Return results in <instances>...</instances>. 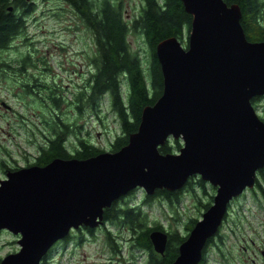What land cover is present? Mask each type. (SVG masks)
I'll use <instances>...</instances> for the list:
<instances>
[{
    "label": "water",
    "instance_id": "water-1",
    "mask_svg": "<svg viewBox=\"0 0 264 264\" xmlns=\"http://www.w3.org/2000/svg\"><path fill=\"white\" fill-rule=\"evenodd\" d=\"M181 1L192 16L187 45L176 37L157 44L162 94L142 109L124 146L20 167L0 180V231L19 235V249L0 264H41L70 229L100 226L104 209L134 188L175 191L198 175L216 192L171 263L197 264L230 201L253 188L264 167V121L251 103L264 98V41L246 39L236 4ZM169 137L183 145L162 154ZM149 238L163 254L166 232L153 230Z\"/></svg>",
    "mask_w": 264,
    "mask_h": 264
},
{
    "label": "rangeland",
    "instance_id": "rangeland-1",
    "mask_svg": "<svg viewBox=\"0 0 264 264\" xmlns=\"http://www.w3.org/2000/svg\"><path fill=\"white\" fill-rule=\"evenodd\" d=\"M120 1L123 18L129 23L137 15L142 0ZM262 2L261 17L264 23V0ZM33 3L35 4L33 11L24 21V34L13 39L12 51L0 53L1 58L17 55L18 57L29 56L31 60L30 67H27L23 73H18L19 70L12 68L10 73L3 76L0 71V99L13 109L7 110L0 106V179L5 178L1 161L9 167H22L25 163L34 160L38 154L39 145L45 142L39 130L43 129V122L51 120V109L47 103L39 96L37 98L27 94L28 90H24V85H28L31 90L34 88L36 95L49 94V91L53 89L56 93L60 92L64 95L68 102L61 101L56 112L69 121L76 120L77 125L80 126L79 136L86 137L105 151H109V144L115 136L120 134L118 119L108 95L97 99L99 103L96 111H90L89 106L85 107L87 109L79 119H74L77 115L76 109L73 104L69 105L73 95L82 90L85 80L93 70L90 60L95 48L87 26L82 23L75 9L65 0H33ZM189 33L190 30L186 35L188 36ZM127 41L132 51L140 53L145 67L149 57L145 41L134 31L128 32ZM185 41L184 38L183 46H186ZM124 88L123 84L122 89ZM259 98L261 101L256 104L255 111L260 118L264 119V98ZM170 138L172 137L168 139ZM68 140L67 147L69 149L75 147V137H69ZM176 140H179L181 147L182 139ZM180 147L172 144L173 153H177ZM184 185L178 189V191L182 189L181 200L178 202L173 200L172 203H167L160 196L151 195L152 197L143 203L145 199L143 189L135 188L130 200L129 193L122 196L121 204L128 200L130 206L142 204L141 210L147 214L150 225L158 223L163 226L165 232L172 230L185 234L183 224L189 218L201 217L203 210L198 205L201 202H207V195L214 196L216 187L209 183L206 195H203L201 190L195 189L194 197L188 187L183 188ZM258 193L256 190L253 193L249 188L230 201L227 216L213 235H216L215 240L220 249L208 247L207 264H264L262 255L264 199ZM105 228L114 232L118 227L108 223ZM122 233L123 239L120 242L118 254L111 252L106 246L104 251L100 252V248L105 244L106 236L104 229L101 228L95 231L94 236L82 231L78 234L79 237L82 236L80 241L77 238L76 244H69L66 251L55 244L51 247L53 250L44 263L100 264L110 256L109 254H112L114 259L111 260V264H144L146 254L131 248L132 242L127 230H122ZM18 238L19 235H14L7 230L0 231V259L19 249Z\"/></svg>",
    "mask_w": 264,
    "mask_h": 264
},
{
    "label": "trees",
    "instance_id": "trees-1",
    "mask_svg": "<svg viewBox=\"0 0 264 264\" xmlns=\"http://www.w3.org/2000/svg\"><path fill=\"white\" fill-rule=\"evenodd\" d=\"M16 1L23 2L22 0ZM65 1L75 9L79 19L87 26L95 48L90 60L93 70L85 80L82 90L73 95V100L69 102V105L73 104L76 109L77 115L74 119H79L87 109L85 107L89 106L90 111H96L99 103L97 99L108 95L120 128V134L115 136L109 144V152L117 151L127 143L129 135L137 130L142 109L148 105H153L162 94L163 77L156 55L157 44L169 37H176L181 43L185 38L187 45L188 36L186 33L190 30L192 16L184 10L181 0H142L137 15L129 23L123 18L122 2L120 0ZM224 2L228 6L236 4L240 8V24L246 39L251 42H263L262 0H224ZM8 3V0H0V53L7 49L6 46L10 40L22 36L25 31V26L20 18L15 19L14 16H10V12H8L10 14L3 13V9ZM32 11L33 8H30L26 10V14ZM129 31L138 33L145 41L149 55L145 67L140 58V53L132 51L128 44L127 34ZM5 63L14 70L24 72L27 67H30L31 60H29V56L0 57V67L4 66ZM123 84L125 86L124 90L122 89ZM24 86V90H28V92L25 91L27 94L37 98L38 96L41 97L51 109L50 122H43V129L39 130L45 142L39 145V151L34 160L25 163V166H44L55 158L85 159L105 151L104 148L91 143L86 137L79 136L80 126L77 125L76 120L69 121V119L61 117L56 112L61 101L68 102L64 95L60 92L56 93L54 89L50 90L49 94L42 95L38 93L36 95L34 88L31 90L28 85ZM124 92L125 95L123 96ZM260 99L259 97L252 98L251 103L254 108L261 101ZM69 137H75V147L71 149L67 147ZM172 144L180 147L179 140L170 138L164 145L159 147L160 153H173ZM1 164L6 166L3 161H1ZM9 170L13 171L12 169ZM208 185L209 183L200 177H190L183 188L188 187L195 197V189L201 190L203 195H206ZM134 190L129 192V200ZM255 190L264 199V169L258 171L255 186L251 188L253 193ZM181 193L182 189L179 191L157 189L152 196H160L167 203H172L173 200L177 202L181 200ZM152 196L145 194L143 203L147 202ZM207 197V202H201L198 205L203 212L211 205L213 194H209ZM129 200L121 204L122 197H120L103 211V221L118 227L114 232H111L108 228L105 231V237L112 252L119 253V241L123 239L122 229H125L129 232L132 242L131 248L138 249V251L146 254L144 264H171L178 255V246L186 239L198 218H189L183 224L185 234L172 230L166 231L167 245L164 253L160 255L154 250L149 233L153 230L165 232L163 226L158 223L150 225L147 214L141 210L142 204L141 206L139 204L138 206H130ZM174 213L175 211L173 215ZM226 216L227 214L224 219ZM215 236L207 240L202 258L197 264H207L209 246L220 249ZM51 251L52 249L49 252ZM48 254L46 255L48 256ZM46 255L43 260L47 258ZM131 257H133V254H131Z\"/></svg>",
    "mask_w": 264,
    "mask_h": 264
},
{
    "label": "flooded vegetation",
    "instance_id": "flooded-vegetation-1",
    "mask_svg": "<svg viewBox=\"0 0 264 264\" xmlns=\"http://www.w3.org/2000/svg\"><path fill=\"white\" fill-rule=\"evenodd\" d=\"M15 1L16 0H8L9 3L4 7V9L2 8L3 9V13H7V14H10L11 13L10 16H14L15 19L20 18L23 21V25L25 26L24 21L27 18V16L30 14V13L26 14V10H29L30 8H33L35 6V4L33 3V0H22L23 2H18V1L15 2ZM8 12H10V13H8ZM7 14H5V15L7 16ZM15 38H17V37H15ZM6 47H7V49H4V52H10V51L13 50V39L8 42V45ZM11 69H12V67L9 66L6 63H5L4 66H1L0 67V71H1V73H2L3 76H6L8 73H10V70ZM19 72L20 73H23L22 71H19ZM0 106L4 107L7 110H13L12 109V106H10V108H9L8 104L5 103L2 99H0ZM3 163L6 165V166H2V164H1V168H3L2 169L3 170L2 173H3L4 177H6V174H7L8 171H11L9 169L14 170V169H17L18 168L17 166L9 167L4 161H3ZM22 167H25V166H22ZM106 225H107V223L104 222L100 226L95 227V228H91V229L88 228V227H84V226H81V227H79L77 229H70L69 233L64 238H62L60 241H58L55 244H56V246L59 245L61 247V250L66 251L67 250L66 247L69 244H71V245L72 244H76V239L77 238H79V241H80V239H81L82 236L79 237L78 234L82 233V231L85 232V233L90 234L91 236H94L95 231L97 229L103 228L104 229V233H105V231H106V228H105ZM122 230H125V229H122ZM74 234H77V236H73ZM120 242H121V240L119 241V244H120ZM104 243L105 244L100 248V252H103L104 251L105 246H106V248H108L109 250H111V247L107 243L106 237H104ZM51 252H48L49 254L47 253L48 254V256L46 255L47 258L49 257V255L51 254ZM111 252H112V250H111ZM262 253H264V251ZM109 255L110 256L109 257H106V259H104L102 262H100V264H111V260L114 259L113 258L114 256L112 254H109ZM45 260H43L42 264H45L44 263Z\"/></svg>",
    "mask_w": 264,
    "mask_h": 264
}]
</instances>
